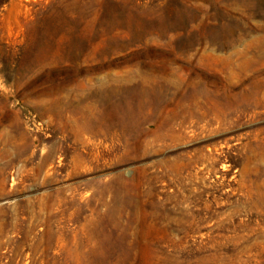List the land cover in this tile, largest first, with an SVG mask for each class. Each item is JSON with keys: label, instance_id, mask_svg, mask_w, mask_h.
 Instances as JSON below:
<instances>
[{"label": "rangeland", "instance_id": "1", "mask_svg": "<svg viewBox=\"0 0 264 264\" xmlns=\"http://www.w3.org/2000/svg\"><path fill=\"white\" fill-rule=\"evenodd\" d=\"M0 264H264V0H0Z\"/></svg>", "mask_w": 264, "mask_h": 264}, {"label": "bare ground", "instance_id": "2", "mask_svg": "<svg viewBox=\"0 0 264 264\" xmlns=\"http://www.w3.org/2000/svg\"><path fill=\"white\" fill-rule=\"evenodd\" d=\"M88 124L89 123H87L86 121L81 126H78V127H76V124H73L76 127L75 129L77 130V132H75L76 141H79V139H81V138L84 141V145H83L82 149L76 148V147H74L75 145H71V144H69L67 142L66 143L64 142L65 146H66V149L67 148L76 149V150L79 151V155L83 156V160H81V158H74L71 161V164L82 163V162L87 163L90 160L89 158L91 156L90 152H91L92 144L90 143V139H85L84 138V136L86 134H88V132L90 131V127H89ZM60 149H62V148H60ZM66 149L60 150L63 155H65V150ZM49 152H50V150H49ZM51 154L52 153H49V154L47 153V158H49L51 156ZM61 166H64V164H62Z\"/></svg>", "mask_w": 264, "mask_h": 264}]
</instances>
